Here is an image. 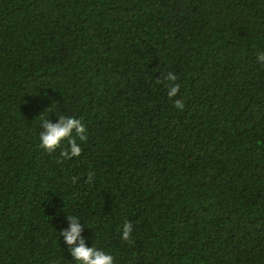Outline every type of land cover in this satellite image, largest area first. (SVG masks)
Here are the masks:
<instances>
[{"label": "trees", "instance_id": "trees-1", "mask_svg": "<svg viewBox=\"0 0 264 264\" xmlns=\"http://www.w3.org/2000/svg\"><path fill=\"white\" fill-rule=\"evenodd\" d=\"M261 53L264 0H0V264H264Z\"/></svg>", "mask_w": 264, "mask_h": 264}, {"label": "clouds", "instance_id": "clouds-1", "mask_svg": "<svg viewBox=\"0 0 264 264\" xmlns=\"http://www.w3.org/2000/svg\"><path fill=\"white\" fill-rule=\"evenodd\" d=\"M258 61L264 64V53H261L258 57ZM165 80L168 81V96L169 99L177 96L180 91L181 85L175 83L177 81V76L173 72H169L165 76ZM158 83L161 81H157ZM175 107L181 111L184 109V103L177 99L174 102ZM52 108V107H51ZM49 108L47 111H50ZM59 123H53L52 120L44 119L42 120L41 127L43 131L40 133V146L46 149L49 153L57 149L61 142L67 140L71 144V154L68 151H62L61 156L66 159H71L72 157H79L82 153L81 147L77 144L76 138L73 137V130L75 134L79 137L80 141H86L88 139L86 135V128L82 124V120L76 117H68L61 115L58 117ZM91 179V174H90ZM71 221V228L69 231H63L60 233L64 237L67 245L74 246L70 247V254L78 264H114V258L112 255L98 250L95 247L88 248L85 246L84 241L80 239L81 227L80 221L76 216H68ZM131 232L132 224L125 221L122 230V239L131 243ZM79 241L78 245L77 242Z\"/></svg>", "mask_w": 264, "mask_h": 264}]
</instances>
